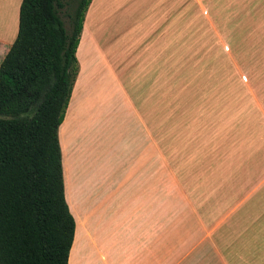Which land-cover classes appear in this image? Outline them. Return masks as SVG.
I'll return each mask as SVG.
<instances>
[{
	"label": "crops",
	"instance_id": "0c3cea01",
	"mask_svg": "<svg viewBox=\"0 0 264 264\" xmlns=\"http://www.w3.org/2000/svg\"><path fill=\"white\" fill-rule=\"evenodd\" d=\"M21 2L0 0V64L17 37ZM75 55L74 85L83 74L91 100L97 92L121 93L123 104L137 109L142 130L147 127L148 141L136 145L123 166V186L137 189L114 216L101 213L100 222L109 221L114 230L151 223L157 119L162 110L163 118L166 112L170 118L173 90L201 93V101L186 105L211 107L220 121L245 125L228 132L225 151L212 165L213 201L233 205L228 218L244 222L233 233L234 242L228 239L231 257L240 264H264V0H91ZM73 137L72 185L77 196L85 193L88 214L95 216L96 179L89 193L83 190L90 180L89 163L84 143ZM95 235L90 225V245L79 264H113L102 257L108 239L99 243Z\"/></svg>",
	"mask_w": 264,
	"mask_h": 264
},
{
	"label": "rangeland",
	"instance_id": "374dc122",
	"mask_svg": "<svg viewBox=\"0 0 264 264\" xmlns=\"http://www.w3.org/2000/svg\"><path fill=\"white\" fill-rule=\"evenodd\" d=\"M81 51L78 56L83 62ZM90 93L86 77L81 74L73 88L70 110L66 115V109L59 129L65 198L76 223L72 264H79L84 258L90 245V225L99 243L108 239L102 257H108L113 264H240L231 257L234 251L228 252V239L234 242L233 233L239 232L244 222L228 218L233 205L213 201L212 165L215 160L219 162L220 151H225L228 132H238L245 125L220 121L211 107L186 105L187 101H201V93L173 90L170 118L168 112L163 118L162 110L155 125L153 220L150 224L146 220L142 226L135 223L133 228L129 224L124 230H114L109 221L100 222V214L114 216L137 189L123 186V166L127 154L148 141L147 127L142 130L135 116L137 109L123 104L121 93L97 92L92 100ZM72 133L74 141L80 139L84 143L83 152L89 163L90 180L83 190L89 193L96 179L92 187L95 216L88 214L85 193L77 196L72 185ZM253 264L260 263L255 260Z\"/></svg>",
	"mask_w": 264,
	"mask_h": 264
},
{
	"label": "trees",
	"instance_id": "16d2710c",
	"mask_svg": "<svg viewBox=\"0 0 264 264\" xmlns=\"http://www.w3.org/2000/svg\"><path fill=\"white\" fill-rule=\"evenodd\" d=\"M90 2H21L17 37L0 64V264H68L75 220L58 130Z\"/></svg>",
	"mask_w": 264,
	"mask_h": 264
}]
</instances>
